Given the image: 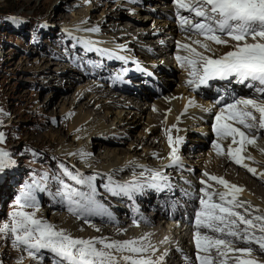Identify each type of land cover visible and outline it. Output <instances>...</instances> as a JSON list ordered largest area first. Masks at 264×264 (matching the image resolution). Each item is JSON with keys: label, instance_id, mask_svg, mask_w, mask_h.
Returning <instances> with one entry per match:
<instances>
[{"label": "rangeland", "instance_id": "obj_1", "mask_svg": "<svg viewBox=\"0 0 264 264\" xmlns=\"http://www.w3.org/2000/svg\"><path fill=\"white\" fill-rule=\"evenodd\" d=\"M154 2L153 6L158 9L159 15L164 17V7L171 4L172 0ZM105 3L103 0H0V133L4 134L0 149L8 152L12 161L0 172V226L12 224L11 214L18 210L16 199L28 186H32V195L39 206L36 218L56 226V203L61 198V201L66 199L57 195L63 191L60 181L70 188L74 185V181L64 175L63 168H67L73 175L78 169L73 164V159L67 155L69 150L84 148L97 162L107 151H116L120 158L131 154L142 159L148 156L150 149L157 150L160 145L168 146L160 127L152 129L157 121L151 116L152 107L161 100L152 102L150 97L149 100L146 96L142 97L139 106L143 107L147 103L144 106L146 113L135 123L139 124L136 127L131 125L132 121H127L128 125L120 127L114 122L115 115L112 114L118 109L100 107L101 103L105 105L110 98L116 101L122 99L115 93L109 91V95L105 96L102 93L103 97L98 103L89 104L95 96L92 91L97 81L93 75L86 76L85 81H82L80 72H84L83 64L90 65L91 60L85 56L83 47L78 43L79 39L69 34L68 29L78 24V20L87 21L100 28V31L103 30L101 36H110V39L119 37L120 40V34L125 33L123 28L133 26L139 29L142 24L131 21L133 12H129V15L126 11H117V5ZM87 7L91 9L89 17L85 18ZM103 11H106L104 17ZM113 12L117 18L109 17ZM154 21L155 19L151 20L145 27H151ZM127 35L130 40L134 33ZM148 37L149 35L146 41L134 39L154 51L148 42L152 38ZM166 38L169 43L167 46L171 47V36ZM69 49L72 51L68 52ZM137 54L148 61L154 59L145 51L133 53V56ZM72 65L80 72H74ZM161 76L167 89L171 90L168 94L179 95L182 89L178 85V77L175 75V80L172 81L164 71H161ZM73 77L79 81H72ZM89 120H105L109 125L114 124L116 128L123 129L126 135L113 136L90 130L87 132L85 125ZM162 123L160 122L161 126ZM86 132L88 135L90 133L91 138H86ZM142 141L147 144H141ZM191 142L199 145L194 155L202 156L198 158H202L201 163H195L194 168L199 171L204 168L203 173H217L218 176L219 168L215 158H222L216 155L213 147L209 150L207 145L206 151L202 150L205 145L199 137H191ZM63 149L68 152L62 151ZM150 161L158 163L157 158H150ZM45 175L47 179H44ZM201 179L207 180L205 176ZM34 182H38L40 187H36ZM41 187L43 191L40 190ZM260 187L264 191V184ZM67 210L65 208L62 214L68 213ZM24 211L31 213L35 209L25 208ZM41 213H44L42 217ZM121 238L123 235L117 233L110 240L120 242ZM14 241L15 234L0 233V264H52L51 253L41 250L38 255L43 259L34 260L28 256L23 245L14 246ZM171 252L173 253L172 250ZM245 257L248 259V256Z\"/></svg>", "mask_w": 264, "mask_h": 264}, {"label": "snow or ice", "instance_id": "obj_2", "mask_svg": "<svg viewBox=\"0 0 264 264\" xmlns=\"http://www.w3.org/2000/svg\"><path fill=\"white\" fill-rule=\"evenodd\" d=\"M175 4L179 10L189 14L178 13L181 29L198 37L192 40L191 44L178 42V47L187 53L185 56L176 57L180 66L189 70L190 78L186 82L187 86L195 91L211 80L235 78L236 83L245 84L256 93L254 98L234 99L233 102L219 108L215 113L213 126L216 142L212 144L216 155L223 156L225 151L221 142L230 140L227 157L255 176L256 169L244 163L245 159L253 158L246 157L242 153L246 151L247 146H256L257 137L252 135L253 130H264V0H175ZM89 31L97 32L99 29L94 28ZM212 44L230 47L231 50L216 56ZM222 100L223 97H220L215 103L220 104ZM194 106H196L195 101L189 100L184 112ZM179 119L177 117V122ZM173 128H176V125L167 129L165 133L171 149L169 167L180 162L177 146L183 142L179 136L173 139L171 135ZM3 142L4 134L0 133V143ZM261 152L264 153V149H261ZM11 163L9 153L0 149V172ZM144 171L150 173L151 181L168 179L160 171L150 169ZM63 172L76 184H87L91 189V194L79 192L60 181L63 191L58 192L57 195L66 198L70 213L73 215L79 213L77 218L106 214V209L98 205L94 199L95 188L92 185L94 176L84 178L79 173L73 175L67 168H63ZM203 175L207 180H200V184L204 187L199 190L202 194L199 197L200 207L194 216L195 261L197 264H228V260L231 259L233 264H256L254 259L242 257L252 255L253 244L264 253V215L254 214L259 213L260 209L253 208L250 202L238 198L244 189L230 184L222 177L207 172ZM259 175L264 178V173ZM44 179H47V175ZM209 181L223 186L225 190H215L213 185L208 183ZM34 184L40 187L38 182ZM149 186L161 185L152 183ZM139 187V184L133 182L129 185H117L109 190L113 194H130L133 189ZM40 190L44 189L41 187ZM32 191V186H28L17 197L18 210L11 214L12 224L0 226V233L15 234L14 246L23 245L30 258L42 260L43 257L38 254L41 250H46L53 256L52 264H121V262L122 264H164L167 252L155 260L151 255H146L150 250L151 254L156 251L153 245L145 243L148 240L147 236L123 242L109 241L103 237L74 238L70 233L57 230L54 225L37 219L36 211L39 210V206ZM73 197H79L83 202L76 201ZM25 208H33L35 211L29 213L24 211ZM201 230H205L204 234ZM237 241L248 247L236 248L234 245ZM163 243H167V238ZM114 253H119V258ZM230 253H238V255L230 256Z\"/></svg>", "mask_w": 264, "mask_h": 264}, {"label": "bare ground", "instance_id": "obj_3", "mask_svg": "<svg viewBox=\"0 0 264 264\" xmlns=\"http://www.w3.org/2000/svg\"><path fill=\"white\" fill-rule=\"evenodd\" d=\"M124 7H127L126 3L120 4L119 6L116 7V9L117 11L122 12L124 10ZM170 8H172V6H170L169 4H166V6L164 7V9L166 10L164 15L168 13ZM90 9L91 7L88 8V10L86 9L85 18L89 17ZM138 10H140V8H138ZM114 14H115L114 12L112 14H109V17L117 18V15L116 14L114 15ZM104 15H106V11L102 12V17H104ZM155 18L156 17L151 15L150 12L144 13L143 21L139 29H137L138 27L127 26L125 27V29L123 28V30H125V33L124 34L122 33L120 35L125 37L126 34L130 35V33H134L133 39L138 38L142 41H146L147 35H149L148 39L152 38L150 39V41H148L149 44L152 45L155 53L160 54L158 57H154L152 61L164 62L167 66L172 67L173 60H172V57H170L169 53L167 52L170 46H167L166 49L163 50L161 49L160 41H166L167 36L174 35V25L168 23L166 20L155 19ZM154 19L155 21L151 27H145L147 23H149L151 20H154ZM79 21L80 20H78V24L76 23L72 25L68 29V32L72 36L80 38L86 45H89L91 42H95V41L108 42L110 40V36L109 37L101 36L103 30L100 31V28H98L99 31L97 32L89 31L90 29L96 28V26H93L92 24H88L87 21L85 22H81V21L79 22ZM102 21H104V19ZM158 27L161 29V33H160L161 35L156 36V37H151L154 32L158 31L157 29ZM163 30H165L166 33H163L162 32ZM126 37H128V35ZM197 38L198 37H195V36L183 35L179 37V40L182 41L183 44L184 43L191 44V41ZM112 42L115 43L117 42V40H114ZM107 46L108 45L105 46L106 49H107ZM192 46L195 47V45H192ZM211 47L214 50L216 56L223 55L224 53L231 50L230 47L215 46V44H212ZM124 49H126V47H124ZM197 50L202 51V49H197ZM136 52L142 53L143 51L136 49L134 50V53ZM130 54L133 55V53H130ZM205 54H208V53H205ZM180 88L182 90L179 95L176 96V95L167 94L165 98L161 99V101L158 104L153 105L151 116L154 118V120L157 119V121H156V125L154 124L155 126H153L152 129H154V127L155 128L160 127L161 126L160 122H163L162 126L164 128L166 126V128L169 129V127L172 125L170 123L172 119V115L178 114L180 111H182L185 108V100L183 99V94H184L183 88L182 86H180ZM102 93L105 96V95H109L110 92L102 90L101 87L99 88L96 85V87L92 91V94L93 95L95 94V96L92 98V100L89 101V104H91L92 102L93 104L95 102L98 103L100 98L103 97V96L101 97ZM123 99L116 101L114 100V98H110V100H108V102H106L105 105L101 103L100 107L101 108L107 107L110 110L118 109L116 113H112V114L115 115L114 122H117L120 127L124 125H128L127 121L128 122L132 121L131 125L133 126L135 125L136 127L139 124H135V123L138 122L139 119L143 118L142 116L146 113V107L144 108V106H146L147 103L144 104L143 107H140L139 106L140 102L134 103L135 101H132V99H129V98H123ZM129 104L131 105L130 107H128ZM125 115H127V117H125ZM88 117L90 116L88 115ZM93 119H97V118H93ZM98 120H101V118ZM104 121L105 120L92 122L89 120V122H87L85 125L87 126L86 127L87 132H89L90 130V132L91 131L92 132L97 131L101 133L105 132L106 134H112L113 136H116L118 134L126 135L125 131H122L123 129L116 128L114 124L109 125L108 123ZM201 130L208 131V128L207 126H204L203 128H201ZM81 131L84 133V130H81ZM89 137H90V133L89 135L87 133L86 138L89 139ZM229 143H230V140H225L221 142L222 147L224 148V151H225V155L219 156L222 158L221 160L218 158H215V162H217V168H219L218 170L219 175L217 176L216 175L217 173H215L214 176L222 177L226 181H228L230 184H235L238 187L244 189L239 194L238 198L242 201L250 202L253 208L260 209L259 213H254V214L264 215V191L260 187V185L263 184L262 181L264 180V178H262L259 175L260 173H264V153L261 152V149H264V141L256 143V146H251V145L247 146L246 151L242 154L246 157L251 156L253 158L252 160L245 159L244 162L245 164L248 165V167L256 169L257 175L255 176L253 175L254 177L251 175H248V171L245 168H243L241 171L238 170L235 166L236 165L235 163H234V166L232 165L229 166L230 164H227V161L229 158L227 157L226 153H227V146ZM141 144L146 145L147 142L142 141ZM160 146L161 147H159L157 150L150 149L149 152L147 151L148 156L142 159L135 158L131 154H128L126 158H120L117 156L116 151H107L104 157L98 158L100 160H97V162H95L96 161L95 158H94L95 160L92 159L93 156L90 155L91 153H89V151H87L84 148H81V149L79 148L77 150L72 149V150H69V152L68 150H66L67 149L66 148V149H63L62 151H66V153L68 152L67 155H69V157L73 159L72 160L73 164H76L78 167L77 173L81 174L82 177L84 178L94 176L95 180L92 181V185L94 186H97L98 182L105 181L108 184V189L103 190L105 194H107L109 198H116L117 200L123 202L122 197H118L117 194H113V192L110 191L109 188H115L117 185H122V184L129 185V184H132L133 182L140 184L141 181L150 179L151 178L150 173L145 172L144 171L145 169H150L152 171H160L164 175H169V174L178 175L176 171L171 170L168 166L170 163L169 156L171 153V149L166 145H160ZM233 147H237V145H233ZM200 156L201 155H193V156L187 155L186 161H188L189 163H192L193 165L195 163H201L202 158L198 159ZM150 158H157L158 163L150 161ZM255 161L258 162L259 164L254 165ZM139 166H143V167H139ZM141 173H144V174L141 175ZM73 183L75 186H77L75 182ZM208 183L212 184L213 188L217 191L225 190L223 186L218 185L215 182L209 181ZM84 185H87V184H84ZM84 185H82V187ZM75 200L79 201L78 199H75ZM95 201L98 205H101L104 209H106V214L86 215V219L82 220L81 217L77 218L78 215H73L68 210H67L68 213L62 214V211L58 210L60 209L58 208L56 209V216H55L56 229L64 230L70 233L74 238L99 239L103 237V238H107L109 241H112L110 240V237L112 235L116 236L117 233H120L123 235V238L120 239V242L129 240V239H141L142 237L147 236L148 240L145 241V243H150L151 245L154 246L155 249L159 246L161 247L160 252L157 251L156 253L151 254V250H150V252L146 254V255H151V258L153 260L159 257L160 254H163L164 252H166V249H168L169 244L174 243L176 240V238L174 239L169 238L173 233L171 231L170 233H167L166 232L167 227L161 228V227L154 226L151 229H141L137 227H134L132 229H128V228L115 229V230L108 229L107 227L104 226L101 219L103 218V216H107L111 213V208L99 200L95 199ZM43 214L44 213H41L40 217H42ZM97 229H99V231H97ZM166 238H167V243H163V241H165ZM185 243L186 242L183 241L182 244L184 245ZM236 244L238 245L236 247H239L241 249L248 247V245H245L244 243L239 242V241H237ZM251 247L253 248V253L250 257L248 256V259H254L256 261V264H264V253L259 251L258 246L256 244L251 245ZM114 254L117 255V257L119 258V253H114ZM125 255H127V253H125ZM232 255H238V253H230V256ZM242 258L247 259L245 256Z\"/></svg>", "mask_w": 264, "mask_h": 264}, {"label": "trees", "instance_id": "obj_4", "mask_svg": "<svg viewBox=\"0 0 264 264\" xmlns=\"http://www.w3.org/2000/svg\"><path fill=\"white\" fill-rule=\"evenodd\" d=\"M131 20H136V19H135V17H132V16H131Z\"/></svg>", "mask_w": 264, "mask_h": 264}]
</instances>
